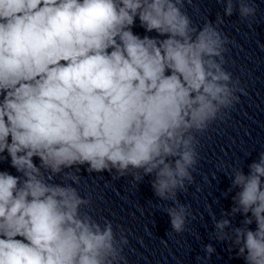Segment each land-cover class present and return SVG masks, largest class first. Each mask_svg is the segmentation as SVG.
Returning <instances> with one entry per match:
<instances>
[{"label": "clouds", "instance_id": "obj_1", "mask_svg": "<svg viewBox=\"0 0 264 264\" xmlns=\"http://www.w3.org/2000/svg\"><path fill=\"white\" fill-rule=\"evenodd\" d=\"M218 2L224 15L197 27L185 0H0V162L17 173L0 171V264H127L123 228L82 211L92 203L74 186L82 166L137 183L152 176L173 204L160 206L172 231L184 232L191 213L178 192L194 182L197 134L244 92L224 67L230 41L219 25L257 13L255 0ZM137 19L157 35L134 33ZM248 168L225 172L233 207L210 215L215 239L264 264V151ZM204 251L198 260L215 248Z\"/></svg>", "mask_w": 264, "mask_h": 264}]
</instances>
